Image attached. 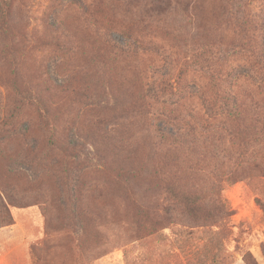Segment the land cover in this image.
I'll return each instance as SVG.
<instances>
[{"label":"rangeland","instance_id":"rangeland-1","mask_svg":"<svg viewBox=\"0 0 264 264\" xmlns=\"http://www.w3.org/2000/svg\"><path fill=\"white\" fill-rule=\"evenodd\" d=\"M6 2L0 119L16 128L0 140L13 204L0 264H264L261 149L243 129L255 112L235 120L212 91L264 107V0H0V13ZM31 147L47 162L64 147L78 157L76 224L51 201L64 166H18ZM156 168L181 174L209 213L192 221L169 202Z\"/></svg>","mask_w":264,"mask_h":264},{"label":"trees","instance_id":"trees-1","mask_svg":"<svg viewBox=\"0 0 264 264\" xmlns=\"http://www.w3.org/2000/svg\"><path fill=\"white\" fill-rule=\"evenodd\" d=\"M7 9V2L3 6V11L0 13V22L4 23L6 20V9ZM252 29V27H250ZM251 53V52H250ZM252 54V53H251ZM258 59L256 61V76L259 77V81L264 85V53L261 56L254 55ZM213 91V104L217 106L220 110L224 111L229 115V117H233L235 120L240 118V113L243 115L244 113H248L253 110L255 113L251 118L254 120H247L243 124V129H250L252 125H254V129L258 134V141L253 142L254 144H259L261 151L257 152L256 155L259 157V163L262 165L264 170V107L259 103H241L237 105L235 103V95H230L227 91H220V87L218 83H214L212 85ZM41 121L44 126L48 129V122L46 117L40 113ZM244 117V115H243ZM247 117V116H245ZM248 118V117H247ZM16 121L14 119L5 118L3 120L0 119V140L4 137L3 135H7L10 132L15 133L16 128ZM248 126V127H247ZM28 126L24 125V127H20V130H24L27 132ZM249 132V131H248ZM247 132V133H248ZM232 138L235 140L241 139L243 142L246 140L244 136L247 133L243 131L237 130L233 132ZM161 138L165 140V135H161ZM245 139V140H244ZM248 141V140H247ZM53 145V141H51ZM249 142V141H248ZM59 155L53 156L49 162L45 159H42L38 153L34 151V149L28 148L26 153L20 156L18 160V166L22 165L26 171L32 172H40L46 171L49 166L61 165L64 166V170L60 171L61 180L63 186L54 193L51 201L57 204L60 207L65 208L69 215L71 216L70 219L73 221V224L77 223V218L86 213V209L82 207L80 204V193L78 187L74 184L70 183V179L68 178V172L72 170L71 165L68 160H74L75 162L78 160L76 155H71L68 147H64L61 150L59 149ZM252 152L243 151L238 154V157H242L244 159H249L253 156ZM59 156L58 158H56ZM77 174H81V170H77ZM76 176V175H75ZM178 173L172 174L170 171H164L163 169L156 168L153 171V177H155L160 184V188L165 193L169 202H171L175 207L181 208L182 212L186 214L192 221H200L205 213H209L203 204L202 200L203 197L201 194L197 193L196 191H185L179 188L178 182L179 177ZM76 183V182H75ZM8 185L7 183H0V228L11 225L13 223V219L9 212V205H13L11 201L10 194L8 193ZM261 203L262 208L264 209V203ZM207 218V216L205 217ZM76 226V225H75ZM82 229L81 227L78 228ZM45 246V245H42ZM46 247V246H45Z\"/></svg>","mask_w":264,"mask_h":264},{"label":"built area","instance_id":"built-area-1","mask_svg":"<svg viewBox=\"0 0 264 264\" xmlns=\"http://www.w3.org/2000/svg\"><path fill=\"white\" fill-rule=\"evenodd\" d=\"M232 197L233 199L236 201V200H239L237 204H241V201L240 199L242 198V195H241V187L240 186H235L234 189L232 190Z\"/></svg>","mask_w":264,"mask_h":264},{"label":"crops","instance_id":"crops-1","mask_svg":"<svg viewBox=\"0 0 264 264\" xmlns=\"http://www.w3.org/2000/svg\"><path fill=\"white\" fill-rule=\"evenodd\" d=\"M1 261V260H0Z\"/></svg>","mask_w":264,"mask_h":264}]
</instances>
